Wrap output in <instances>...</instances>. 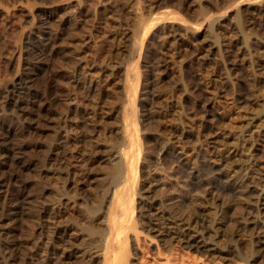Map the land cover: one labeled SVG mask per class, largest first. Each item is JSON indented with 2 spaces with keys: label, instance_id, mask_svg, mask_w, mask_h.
Returning <instances> with one entry per match:
<instances>
[{
  "label": "bare ground",
  "instance_id": "obj_1",
  "mask_svg": "<svg viewBox=\"0 0 264 264\" xmlns=\"http://www.w3.org/2000/svg\"><path fill=\"white\" fill-rule=\"evenodd\" d=\"M133 1L135 4H140V2L143 1H151L155 3L160 0ZM70 2L71 0L64 1L63 3L46 0L40 4L41 2L37 3L36 0H0V264H15L16 261L18 262V260L22 259L24 252L25 255L28 256L27 262H23L22 260V263L19 261L18 264H142L145 262L144 259H146L144 256H148V253L146 250L147 254L145 255V252L142 251L143 247L140 245L141 240L145 242H156H154L155 249L157 250L155 253L158 257L157 255L155 258L151 256L152 262H149V264H172V257H174L172 254L175 251V246L178 247L177 250H179V248L186 249L185 251L194 249V251L201 253L200 255H203L205 259L207 258L209 261L212 260V262L217 259H226L228 258V253L234 250V245L236 244H233L232 247L219 243V240H221L219 238L223 235L222 227L224 225V214L229 206L226 197L222 196L220 192H217V189L223 186L229 188L231 191H239L242 195L246 197L250 196L252 198V202L249 201L251 202L249 204L251 207L248 206L245 208V221L241 228L243 230L250 229L252 237L251 243L257 246V251L260 252L253 258H241L240 256L239 259L244 261L245 264H251V261L258 257L262 258L261 260L264 261V162L255 157L254 151H256V146L259 142H256V138V141L253 140L254 134L257 133L254 130V127L258 129L256 126L257 122H264V108L261 113L243 109L245 108L243 104H245L248 97L245 98L243 93L239 91L235 93L236 95L232 97V99H230V97L229 100L222 102L224 104L221 108H218L217 103L220 101L217 102V100H214L215 96L212 97L214 91L212 92L211 88L210 90L204 88L202 95L207 96L208 98L202 96L205 99H200L202 102L196 101L193 106H190L191 108L189 110L186 108L188 112L186 110V113L184 114L183 107L186 106L184 105L185 103L183 104L184 106H182L181 100L177 97L178 95L176 96L173 93L160 94V92H158L159 94L152 95V87L151 90H149L151 81L148 82L146 77L149 76L148 72L150 69L152 70L154 68L162 67L164 70H160L162 73L177 72L178 75H180L181 72L180 69H177L176 71L170 67L177 59L174 55H171L168 60H166L167 58L163 59L160 65H155V60L159 58L157 57L159 52L154 49V47L153 50H156L158 53L145 57L147 59V61L145 60L144 62V68L146 67L145 70L142 71L140 69L141 66L139 65L142 63L139 64L138 61L131 62L128 67L126 66L127 68L125 67L122 80L120 79V81H118L119 78L118 80L115 78L117 80H114V82L116 81V84L117 82H121L117 85H114V82L110 77L111 75H98L97 71H94V68L93 72H96V76H87L86 74L79 72V70H73L71 75L69 74L70 76L66 78L69 92L65 89L67 94H64V91L61 93V96L62 94L63 96L67 95L66 98L68 97V99L63 102L59 101V99L56 98L57 94L53 95L51 91L52 85H57L59 83L56 78H53L54 76L51 78L52 75L46 76L43 75V73L48 68L53 56L56 54L55 45L58 39L59 29L58 26H56V23L54 24L51 21L61 7L67 6ZM102 2L103 1H101V4ZM115 2L120 4L119 1L115 0ZM73 3L77 5V2ZM143 3H141V5ZM74 4L71 5L74 7ZM261 4L264 5L263 2ZM147 5L145 7H147ZM91 6L92 5L90 4V6L87 7L90 9ZM102 6H104V4ZM106 6H104V8ZM114 6L115 4L112 7ZM117 8H119L118 11L122 9L118 6ZM263 8H260L258 13H260V11L262 12ZM91 11H93L92 8ZM125 11L126 10H124V12ZM73 13L74 12H72V15ZM111 13L113 12L111 11ZM111 13H109L110 16ZM168 13L169 12H164L161 16L157 15L150 18L148 15H143L144 13L141 14L137 11L131 12L130 10L126 15L132 14L130 15L132 16L130 18L131 22L129 21L131 28L126 25V29L118 30L121 27L120 26L112 33V37H119V39H121L123 37L125 38L130 33L133 39L132 50L129 47L131 53L133 55L137 53L140 55L142 54V49L146 46L144 51L148 54L151 47V41H147L149 37L147 33L151 26L156 28L159 25V20H165L163 22V28H157L154 33L159 37L164 29L170 30L174 26L175 31L171 34L169 32L167 36L165 35L166 33L163 34L165 36L162 35L161 37L164 38H161V40L159 39L161 42L160 45H158L159 43L157 44L159 46L157 49L161 50L163 44L165 45L166 42L169 43L170 41H173V43L171 42L169 44L168 48L173 47L172 50H177L173 53L178 55V64L180 68L183 61L180 60L181 56L179 53L181 49L186 50L190 45L185 38H183V34L180 31L188 29V27L184 19L180 17L167 20ZM116 14L114 15L116 16ZM126 15L124 16L126 17ZM110 16L106 17L108 21L111 17L113 19V16ZM76 17L77 16H75V18ZM223 17V15H218V17L214 19L219 22ZM120 18L122 19L121 16ZM128 18L129 17L126 19ZM103 19L105 20V18ZM82 21L84 20L82 19ZM58 22L60 21L58 20ZM104 22L103 24H105ZM111 22L114 21L111 20ZM210 26L211 20H209V22H202L199 26L189 25V29L192 32V35L198 36L202 29L205 31ZM62 27L63 26H61V28ZM89 29L87 30L89 31ZM104 39L107 38L104 37ZM241 39L246 47V38L244 34H242ZM85 40L87 39L85 38ZM110 41H112V38ZM119 41L120 40H118V42ZM120 43H118V45H120ZM124 44L126 43L124 42ZM225 45L226 43L223 41L213 43L212 51H223L226 49L227 45ZM123 48H125V46ZM168 48L162 52L163 55H166L167 52L170 51ZM117 49H119V47ZM106 50L107 49H105V51ZM138 50L140 52H138ZM85 53L83 52V54ZM104 54L103 56H106ZM83 56L85 57V55ZM113 56H115V54ZM121 56L122 55H120V57ZM82 59L80 58V60ZM101 60L104 61V59ZM114 60L117 59L114 58ZM168 61L171 62L168 63ZM82 62L84 63V61ZM169 64L170 66H168ZM174 65L172 66L174 67ZM80 67L83 66L81 65ZM102 68L105 67L102 66ZM175 68L178 67L176 66ZM109 72L107 73L110 74L111 72ZM53 79H55V82ZM255 82L259 83L260 80H256ZM178 85H181V83ZM181 87L183 90L189 88H184L182 85L180 88ZM180 88H177V90H180ZM72 90L78 93H70ZM79 95H81V98H79ZM173 95L176 96L177 99ZM186 96L187 95H185V97ZM112 97L116 99L111 103L110 101L112 100ZM150 97L161 100L159 103L162 104V110L165 107L164 110L159 113L161 117L164 118L162 130H164V134L166 135L169 150L174 154V158L176 157V160H178L177 162H180L181 165L186 168L189 167L190 169L188 172L189 180L186 181L184 185H189V190L196 184H200L199 189L202 187L201 193L192 192L193 194L191 197H196L194 198L196 199V202L192 205L191 209L186 212L180 213L179 211V213H177V210H175L176 213H173L171 211L173 209H169L170 204L168 205V208L166 207L167 202L164 201L166 199L165 197L163 200L151 195V186L148 184L147 180L144 178L141 179L142 175H140V172L138 171V161H140V157L143 155L144 158H141L147 159L149 153L142 140L144 138L142 130L146 129L143 122L144 119L141 120L140 118L141 121L138 122L139 114L137 113L136 108L137 105L141 106L144 100H148ZM256 97L249 98L248 100L253 104L257 101ZM150 101L152 100L150 99ZM258 101L256 103H258ZM106 109L109 110L107 111L108 113L105 111ZM214 110H217V113H214ZM112 111H115L116 115ZM113 114L115 117H118L120 121V125L113 130L119 135L121 143L113 152L111 151L112 149H109L108 153L111 155L112 152L114 154H112L113 158L118 159V165L115 166L116 169L114 172H118L117 181L118 184L120 183L121 185L115 189L113 188L114 190L112 191V194L109 192L111 194L110 203L109 206L105 208L106 212H103L105 214V216L103 215L104 219L100 226H98L89 221L86 223V220L88 217H93V214L97 211L100 205V201L99 203H96L95 199H93L94 201L89 202V204L91 203L89 205L86 202L84 203L85 200H83V204L86 205L83 206L80 203L82 205L81 208L80 205L78 207L75 198L77 194H81L85 191V187L89 183L91 177L90 169H92L91 166L94 165V162L97 160L96 158L94 159V157L92 158V155L95 154L94 152L98 151L102 144L105 145L106 143L103 141L105 143L100 144V141H97L101 136L104 137L105 135L106 128L102 124H104L109 115L112 116ZM174 115L181 119L180 121L183 122L182 126H177V123V125H174L175 122L172 124L171 121H175L176 119H174ZM181 115H183L182 118ZM106 121L109 122L110 120ZM219 124L224 126V128L228 130V133L225 132L224 134L221 133L223 131H218L220 129ZM43 127H46V129ZM158 133L160 134V131ZM188 137H193L195 139V145L193 147L188 146L189 142L186 143L185 139ZM155 138H158V136ZM166 140L164 139V141ZM104 150H106V148ZM29 151L35 154L32 155L34 159L30 156L31 154L29 155ZM102 153L103 152L101 151V154ZM38 155H42L41 164L47 168V170H45V176H48L47 180L49 181L47 184L49 185V189L47 192H42L39 188L40 186H37L36 188H39L41 193L34 195L29 188L30 182L24 177H27L26 174L28 171L38 168L35 166V158H37ZM199 156L206 158V162H208L211 168L218 166L222 167L221 175L226 176L227 180L221 181L223 177L220 178L219 174V177L215 179L209 178L206 180L204 178L203 182L201 180L196 182L197 176L195 175L194 163ZM99 161H101V158ZM35 170L36 169L33 171ZM91 172H93V170ZM35 175L38 182L43 180L42 177L44 178V176H42L44 175V172L40 168H38ZM28 177L31 176L28 175ZM33 178L34 177H32V179ZM37 181L35 182L38 183ZM84 193L85 192L82 193V197L87 199ZM34 203H37L38 206L34 211L32 209L31 211L28 208L31 212L29 211L30 215L27 214L28 211L25 208L28 207L27 205L32 207ZM171 207L173 208V206ZM252 208L254 211L250 210ZM247 214L251 215L248 217ZM28 218H30V221L34 223V225H31V232L28 234L25 233L27 236L24 237L25 234L20 230V227L24 222L27 223L26 220L28 221ZM30 221L28 222L30 223ZM80 225L83 226L80 229L84 232L83 234L78 230L80 227L78 228L77 226ZM24 228L21 229L25 230ZM94 235L98 236V243L93 246ZM183 249L182 251L176 252L181 253L183 252ZM184 252L179 255V258H183L182 260L185 261L187 257L184 256L187 255V252L185 254ZM139 253L141 254L140 256ZM160 255H163L162 258L159 257ZM182 255L184 256L182 257ZM176 257L178 258V255ZM178 261L179 260H177L176 263L179 264L180 261ZM145 264H148V262ZM182 264L185 263L182 262Z\"/></svg>",
  "mask_w": 264,
  "mask_h": 264
},
{
  "label": "rangeland",
  "instance_id": "obj_2",
  "mask_svg": "<svg viewBox=\"0 0 264 264\" xmlns=\"http://www.w3.org/2000/svg\"><path fill=\"white\" fill-rule=\"evenodd\" d=\"M36 1H37V3L41 2L40 4H42L46 0H36ZM52 1L57 2V3H59V2L63 3L64 1H67V0H52ZM101 1H103L102 4H101ZM116 1H119L120 4L115 2V0H111V1L110 0H107V1L106 0H84V1L83 0H79V1L78 0L77 1L71 0V2L67 6L61 7V9L56 13L57 15L56 14L54 15V17H53L54 20L52 19L51 22H53L54 24L56 23V26H58V29H59L58 39H57V42L55 45L57 55L55 54L53 56L54 59L52 58L50 64L48 65V68L45 70L43 75H46V76L52 75L51 78L53 76H54L53 78H56V80L59 84H57V85L53 84L57 88L52 85L51 91H52L53 95L57 94L56 98L59 99V101L63 102V101L68 99V97L66 98L67 95L63 96V94H62V96H61V93H62V91H64V94L65 93L67 94V92H69V90L67 88L68 86H67V79L66 78H68L71 75L73 70H76V71L79 70V72H82V73L86 74L87 76H93V75L96 76L97 75L96 72H93V70L95 69L94 71H97L98 75H103V76L111 75L110 77H111L113 82L116 79L118 80V78H119L118 81H120V79L122 80V78H123V75H124L123 73L125 72V67L126 66L128 67L131 62L138 61L139 64L142 63L139 66H141L140 69L142 71H144L146 68V67L144 68V65H145L144 62H145V60L147 61V59L145 57L149 56V55L152 56V55H154V53L159 52V55L157 56L159 58H157L155 60V62H156L155 65H160L161 61H163V59L167 58L166 60H168V58L171 55H174V57L177 58L176 59L177 61L176 60L174 61L175 65L170 63L171 66H170V64L168 66L172 67L173 70H176V71H177V69H180L181 72H180V75H178L177 72H172V73L171 72H167V73L163 72L162 73L161 72L163 70L162 67H158L156 69L154 68L152 70L150 69V71L148 72L149 76L146 77V80L148 82L151 81L149 90H151V87H152V90H151L152 95L157 94L158 92H160V94H165V93H171L172 94L173 93L176 96L178 95L177 97L179 98V100H181L182 106H184V105L186 106V107H183V112L185 114L186 113L185 111L187 109L189 110L191 108L190 106H193L196 103V101L202 102L200 99L203 100V99H205L203 97H207V96L202 95L203 94L202 91L204 90V88L207 90H210V88H211L212 92L214 91L213 92L214 94L212 95V97L215 96L214 100L215 101L217 100V102L220 101L219 103H217L218 108H221V106L224 104L222 102L229 100L230 97H231L230 99H232V97H234L236 95L235 93H237L239 91V92L243 93L245 98L248 97L245 101V104H243L245 106V108H243V109L249 110V111L251 110V112L261 113L262 109L264 108V101H261V100H264V70H263L264 69V8H263L264 5L261 3L262 2L264 3V0H261V1L260 0H160L158 2H155L156 4L151 2V1H145V2L143 1L144 3L140 2V4L138 3L139 5L135 4V2L133 0H116ZM73 2H75V3L77 2L76 3L77 5H75ZM82 2L83 3L86 2V3L83 4ZM111 3H113V4H111ZM141 3H143V4L141 5ZM40 4H37V5H40ZM71 4H74V7ZM90 4L92 5L91 8L93 11H91V8L89 9V7H87V6H90ZM103 4H104V6H106V5L107 6L104 8V6H102ZM114 4H115V6L117 4V6L121 7L122 9H120V11H118L119 8H117V6L112 7ZM146 5H147V7H145ZM154 7H156V8H154ZM258 7L263 8V11L262 12L260 11V13H258V11L260 9ZM71 8H72V10H71ZM80 8H82V9H80ZM97 8H98L99 12H98ZM102 10L105 12H103ZM110 10L113 13H111ZM124 10H126V11L124 12ZM130 10H131V12L137 11V12H140L141 14L144 13L143 15H145V16L148 15V17L150 16V18L151 17L153 18V16L155 17L157 15L161 16V15H163L164 12H169L167 14V16H168L166 18L167 20H170V18L176 19V17L177 18L180 17V18L184 19L185 23L187 24L188 29H184L180 32H182L183 38H185V40L190 45H189L188 49H186V50L181 49V51L179 53V55L181 56V57L179 56L180 60L183 61L180 68H179V64H178V61H179L178 55L173 53V52H176L177 50L173 49L174 50L173 51L172 50L173 47L168 48L169 44L171 42L173 43V41H170L169 43L166 42L165 45L163 44L164 47L162 46L161 50L157 49V48H159L158 45H160L161 38H164L161 36L165 33H166L165 35L167 36V34L169 32L171 34L172 32L175 31V26L173 28H171L170 30L164 29L165 31L163 30V32H161V34L159 36L160 38L154 33L157 28H161V29L163 28L162 26H163V22L165 20H159L158 21L159 25L156 28L154 26H151L149 32L147 33V35H149L147 41H149V42L151 41L150 46L152 47V48L150 47V49H149L150 51L148 54H146L144 51L146 48V46L144 47V45H143L144 48L141 51L142 54L139 55L137 53V54L133 55L131 53V50L133 48V42H132L133 39H132V36L130 35V33L125 37L128 39H125L124 37L121 39H119V37L118 38L112 37L113 36L112 33L116 29H118L120 26H121L120 27L121 29L119 28L118 30L126 29V25L129 28H131V25H129V23L131 22L130 18L132 16H130V15H132V14L126 15ZM82 11L83 12L85 11V12L83 13ZM87 11H89V12H87ZM72 12H74L73 15H72ZM79 13H81V14H79ZM93 13H94V15H93ZM100 13L101 14L104 13V14L101 15ZM109 13H111V16H113V19L109 15ZM123 13H125V14H123ZM114 14H116L117 18ZM70 15H72V16H70ZM78 15H79V17H78ZM97 15H98V17H97ZM124 15H126V17ZM218 15L224 16L219 22L215 21V19H214V18L218 17ZM57 16H59V17H57ZM75 16H77V17L75 18ZM108 16L111 17V19L109 21L106 19V17H108ZM114 16L116 19L114 18ZM120 16L122 17V19L120 18ZM127 17H129V18L126 19ZM57 18L60 22H58ZM95 18H97V19H95ZM103 18H105V20ZM82 19L84 21H82ZM93 19H95V20H93ZM98 20H99V23H98ZM111 20L116 22V23L111 22ZM127 20H128V22H127ZM209 20H211V26L208 27L209 31H208V29H206L205 31H204V29H202L200 35H198V36L192 35V32L189 29V25L199 26L200 23L207 22V21L209 22ZM100 21H102V22H100ZM103 22L105 24H103ZM120 23H122V24H120ZM97 24H99V25H97ZM160 24H162V25H160ZM66 25H67V28H66ZM114 25H115V29H114ZM61 26L65 27V28H63V27L61 28ZM88 26L90 29L88 28ZM105 26H106V29H105ZM112 26H113V28H112ZM85 29H86V31H85ZM87 29H89V31ZM107 30L110 32H108ZM94 31H95V33H94ZM105 33H106V35H105ZM242 34H244V36L246 38L245 39L246 40V47H245V43H243L242 39H241ZM165 35H163V36H165ZM89 36L90 37L92 36V37L90 38ZM101 36H102V38H101ZM81 37H82V39H81ZM104 37L107 39H104ZM110 37L112 38V41H110L111 40ZM83 38H84V40H83ZM85 38L87 40H85ZM157 38H158V40L160 39L159 42H158ZM214 39H216V40H214ZM115 40H117V41H115ZM118 40H120V41L118 42ZM124 40H126V41H124ZM129 40H130V42H129ZM217 40L219 42L223 41L224 43H226V45H227V46L225 45L226 49H224L223 51L222 50L221 51H215V50L212 51L213 43H219ZM91 41L93 43L95 42L94 43L95 45ZM113 41H115L116 44ZM81 42H83V43H81ZM98 42H100V43H98ZM124 42L126 44H124ZM131 42H132V44H131ZM85 43H87V44H85ZM88 43H90V44H88ZM118 43H120V45H118ZM86 46H89V47H86ZM124 46H125V48H123ZM118 47H119V49H117ZM129 47L131 48V50L129 49ZM153 47L158 52L156 50L154 51ZM166 47L170 51H168L169 53L167 52V54L165 53L166 55H163L162 52H164L165 49H167ZM190 47H191V49H190ZM96 48H98V49H96ZM104 48L107 49L106 51L108 53L105 51ZM57 49H59V50H57ZM84 50H86V51H84ZM116 50L117 51L119 50L121 52V54L119 51H118L119 52L118 53ZM82 51L84 53L85 52L86 53L83 54ZM113 51H114V53H113ZM98 52L101 54H99ZM103 52L107 53V54L110 53V54L107 55V54H104ZM138 52H140V51L138 50ZM92 53H94V54H92ZM103 54L106 55L107 57L103 56ZM114 54L116 57L113 56ZM83 55H85V57ZM120 55H122V56L120 57ZM167 55H169V56H167ZM175 55H177V56H175ZM93 56L96 58H94ZM164 56H166V57H164ZM78 57H80L81 59L83 57V59L80 60V58H78ZM112 57H113V60H112ZM117 57H119V58H117ZM114 58L117 60H114ZM95 59H96V61H95ZM101 59H104V61ZM105 59H106V62H105ZM78 60H80V61H78ZM118 60H119V62H118ZM169 60H171V59H169ZM82 61H84L85 64ZM107 61L109 62V65H112L113 67L109 66ZM114 62H115V64H114ZM169 62H171V61H168V63ZM90 63H92V64H90ZM104 64H106V65H104ZM81 65L83 67H80ZM172 65H174V67ZM102 66L105 68H102ZM106 66H107V68H106ZM176 66L178 68H175ZM122 67H123V69H122ZM81 68H83V69H81ZM96 69H98V70H96ZM106 71L107 72L110 71L111 73L109 72L110 74H108ZM52 73H55V74H52ZM160 73H162V74H160ZM255 79L260 80V82L256 83ZM53 80L55 82V79H53ZM116 81L114 82V85L121 83V82H117V84H116ZM176 81H177V83H176ZM180 83L182 86H184V88H187V87H189V88L183 90L182 87L180 88L181 85H178ZM58 86H59V88H58ZM177 88H180V90H177ZM65 89H66V91L67 90L68 91L66 92ZM171 89L173 92L171 91ZM59 90H60V92H59ZM119 90H121V89H119ZM54 91L58 92L60 96L58 95V93H56ZM184 91H185V93H184ZM186 91L189 94V96L186 93ZM72 92L78 93V92L73 91V90L70 93H72ZM185 95H187L188 97L187 96L185 97ZM77 96H78V94H77ZM176 96H174V97H176ZM60 97H63V98H60ZM177 97H176V99H177ZM255 97H256V100L257 101L259 100V101H258V103H256L257 102L256 101L252 104L250 102V100H248V99L249 98L250 99L255 98ZM79 98H81V95H79ZM260 98H261V100H260ZM114 99H116V98L112 97V100L110 102L112 103V101ZM150 99L152 101H150ZM158 100H160V99L150 97L148 100H144V102L141 106L137 105V108H136L137 113L139 114L138 115V119H139L138 122H140L141 120L144 119L143 122L145 124L146 129L142 130V135L144 137L142 140L144 141L143 142V143H145L144 146L147 148V151L149 153L147 155V159L146 158L143 159L144 158L143 155L141 156L143 158L140 157V161H138V171L140 172L139 174L142 175L141 179L144 178L145 180H147L148 184L151 186V189H152L151 195L155 196L158 199L161 198L164 200L166 198L164 200L165 202H167L166 207L168 208V205L170 204L169 209L170 210L173 209V210H171L173 213H176L175 210H177V213H179V211H180V213L186 212L187 210L189 211L191 209L192 205L196 202V199H194L196 197L193 198V196L191 197V195L194 192L201 193L202 187L199 189L200 184H196L193 186L194 188L192 187L189 190L190 186L184 185L185 182L189 180V173L188 172L190 171V169H189V167L186 168L185 166L181 165L180 162H177L178 160H176V157L174 158V154L169 150V145H168L167 140H166V135L164 134V130H162L164 118L161 117V115L159 113L160 111H163L165 107L162 110V108H161L162 104L159 103V102H161V100L160 101H158ZM153 104H155V105H153ZM159 104H160V106H159ZM148 105H149V107H148ZM150 105H151V108H150ZM142 108H143V110H142ZM149 108H150V111H149ZM188 110H187V112H188ZM105 111L107 112L109 110L106 109ZM115 111H117V110H115ZM115 111H112V112L115 113V115H116ZM213 112L217 113V110L216 111L214 110ZM113 115L112 116L109 115L110 117L107 115L108 118L106 120H108V121L110 120V121L107 122L105 120L104 124H102L106 128L105 129V135H107V134L108 135L107 136L104 135V137L101 136L97 140L98 142L100 141L99 142L100 144L106 142L105 145L102 144L101 147L102 146L103 147L102 148L99 147L98 151L94 152L95 154L92 155V158L94 157V159L96 158L97 160L94 162V165H92L95 167L91 166L92 169H90V170L91 171L93 170V172H91L89 170L91 180L89 179V183H88V185H86L85 191H83V192H85L84 194L86 195L87 199L85 197H84L85 199L82 197L83 192L81 194H77L76 198H75L76 202L78 203V207L80 205L81 208H82V205L83 206L86 205V204H83V200H85L84 203L86 202L88 204H89V202H93L94 201L93 199H95L96 203H99V201H100V205H99L97 211L93 214V217L92 216L90 218L88 217V219L85 218V219H87L86 223H87V221H89L90 223H92V224L95 223V225H98V226H100L102 220L104 219L103 215L105 216V214H104L106 212L105 208H107L109 206V203H110L109 201L111 198L110 196L112 194V191L116 187H119L121 185L120 183L118 184V181H117V173L118 172H114L116 169L115 166L118 165V159L113 158V156H112V154H113L112 152L114 150H116L117 149L116 147L121 143L119 135L114 131L116 129V127H118L120 125V121H119L118 117H115V115L114 116ZM183 115H181V118ZM156 116H158V117H156ZM148 117L149 118L151 117L153 120L151 118H150L151 119L150 120ZM173 117H174V119L176 118L177 120L176 119H175V121L172 120L171 121L172 124H173V122H175L174 125H177V124H178L177 126L183 125V122L180 121L181 119L178 118V116L174 115ZM140 118H141V120H140ZM159 118H160V120H159ZM148 120H149V122H148ZM161 121H162V123H161ZM263 124H264V122H262V121L257 122L256 126L258 129H256V127H254V130L257 133L254 132L255 134H254V138H253V140H255V138H256L257 141L256 140L255 141L259 142V143H257L256 151H254L255 157L262 162H264V141H263V139H264V137H263L264 136V125ZM110 125H111V127H110ZM112 126L113 127L115 126V127L113 128ZM43 128L46 129V127H43ZM109 128H111V129H109ZM159 128L162 130V132ZM225 129L226 128H224V126L220 125V129L218 131H220V132L223 131L221 133H224V134H225V132L228 133V130L227 129L225 130ZM158 130L160 131V134L158 133L159 132ZM156 135L158 136V138H155V137H157ZM261 138H262V141H261ZM100 139H102V140H100ZM164 139L166 141H164ZM185 140H186V143L189 142L188 143L189 145L187 144L189 147H193L195 145V139L193 137H188ZM103 141H105V142H103ZM261 142H263V143H261ZM110 143H112V144H110ZM166 145L168 146V148ZM107 146H108V148H107ZM103 148L104 149L106 148V150H104ZM148 148H149V150H148ZM109 149L110 150L112 149L111 155H110V153H108ZM168 150H169V152H168ZM101 151L103 152L102 154H101ZM33 154L34 153L29 151V155L34 159V157L32 156ZM171 154H173V155H171ZM37 158H38V160H37ZM37 158H35L36 159V161H35L36 165L35 166H37L38 168L43 170V172H44V175H42V176H44V178L42 177L43 180L41 182H38L37 178L35 177L36 176L35 173L38 171V168H34V169H36L35 170L36 172L33 171L34 169H32V171H28L26 174L27 177L26 176L24 177V178H27L28 182H30L29 188L31 189V193L34 195H38L39 193H41V191L47 192V190L49 189V185L47 184V182L49 181V180H47L48 176L47 175L45 176V174H46L45 170H47V168L42 166V164H41L42 155H40V156L38 155ZM100 158H101L102 162L99 161ZM38 164L41 166H39ZM207 164H208V162H206V158H203L201 156L196 158V161L194 163V170L196 172L195 175L197 176L196 182H198L199 180H201L203 182L204 178L206 180L209 178L215 179V178L219 177V174H220V178L223 177L221 179V181L227 180L226 176L221 175V173H222L221 168L222 167L218 166V167H214L215 168L214 169V168H211L209 166V164L208 165ZM214 170H215V172H214ZM212 172H213V174H212ZM31 173L32 174L34 173L33 176ZM28 175L31 177H28ZM210 175H211V177H210ZM32 177H34V178L32 179ZM29 178H31V179H29ZM44 180H46V181H44ZM35 181H37L38 183H36ZM33 183H34V185H33ZM35 184H37V185H35ZM93 184H94V187H93ZM37 186H40L39 188L41 189V191L38 188L40 192L36 188ZM202 186H204V185H202ZM89 188L91 191L89 190ZM109 192H111V194ZM217 192L218 193L220 192V194H222V196L226 197V199L228 200V204H229L228 208L226 209V213L224 214V225L222 227V234L223 235L220 236V238H219V239H221V240H219L220 244H226V245H229L232 247H233V244H236V245H234V250L230 251L227 255L229 259L228 258L217 259V260L212 262V260L209 261V260H207V258L205 259L203 255H200L201 253L194 251V249H190V250L185 251L186 249L184 250L183 248H179V250H177L178 247L175 246V251L173 250L175 254L173 253L172 255L174 257H176L178 255V258H179V255L185 251L184 254L187 252L186 253L187 255H185V256L182 255V257L183 256L187 257L186 259L188 261L185 258L184 259L186 262L184 260H182L183 258L178 259L176 257L177 258L176 259V258L172 257V255H171V257L173 258L172 260H173L174 264L177 262V260L180 261V262L178 261L179 264H182V262H184L185 264H187V262H188V264H243L244 261L239 259L240 256H241V258L248 257V259H250V258L257 256V254H259L260 251H257L258 247L255 246L253 243H251L252 237H251L250 229L243 230L241 228V226H243V222L245 221L244 220V217L246 215L245 214L246 213L245 208L248 207L249 204L252 202V198L250 196L246 197V196L242 195V193L239 191H231V190H229V188L224 187V186L219 187V189H217ZM237 192H239V193H237ZM87 194H88V196H87ZM77 197H78V199H77ZM249 201H251V202H249ZM247 202H249V203H247ZM105 204H108V205H105ZM175 205H177V206H175ZM27 206L28 207L25 206L26 207L25 209L28 211V213H27V211H26V213L30 215V212L32 210L34 211L36 209V207L38 206V204L34 203L32 205V207L30 205H27ZM171 206H173V208ZM249 207H251V206H249ZM28 208L30 210L31 209L32 210L30 211ZM250 210L254 211L253 208ZM100 211L102 213L103 212L104 213L102 214ZM253 214H254V212H253ZM250 215L251 214H249V215L247 214L248 217ZM28 219H29L28 221H30V218H28ZM28 221L26 220L27 223L24 222L22 224L23 226L21 225V227H20V230L23 231L24 234L30 233L31 232L30 227H31V225H34V223H32L31 221H30V223ZM25 226H27L28 228ZM77 227L78 228L80 227L78 230L80 231L81 234H83L84 232L82 230H80L83 226L80 225ZM21 228H24L25 230H22ZM26 229H27V231H26ZM26 234L24 237L27 236ZM93 240L94 241H93L92 245L94 246L98 243V241H97L98 236L94 235ZM154 242L155 241H151V242L146 241L145 242V241L141 240L140 245L143 247L142 251L145 252L144 253L145 255L148 253V256L147 255L144 256L146 259H144L145 262L142 264H145L147 262L149 264V262L150 263L152 262L151 256H153L154 258L156 257V255H157L155 253V252H157V250L155 249V243L156 242L155 243ZM182 249H183V252H181V253L176 252V251H182ZM146 250H147V253H146ZM151 252L155 255H153ZM140 255L141 254L139 253V256ZM162 256L160 255L159 257L162 258ZM157 257H158V255H157ZM27 259H28V256H26L25 252H24L22 255V259L18 260V262L20 261V263H22V260H23V262L24 261L27 262ZM261 259L262 258L258 257L255 260L251 261V264H264V261H262ZM18 262L16 261L15 264H18ZM176 264H178V263H176ZM244 264H245V262H244Z\"/></svg>",
  "mask_w": 264,
  "mask_h": 264
}]
</instances>
